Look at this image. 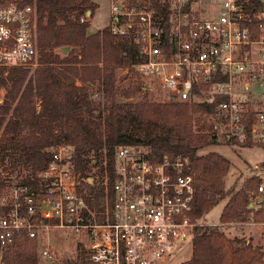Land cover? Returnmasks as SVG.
Wrapping results in <instances>:
<instances>
[{"label":"built area","instance_id":"obj_1","mask_svg":"<svg viewBox=\"0 0 264 264\" xmlns=\"http://www.w3.org/2000/svg\"><path fill=\"white\" fill-rule=\"evenodd\" d=\"M108 1L106 29L136 44L133 69L144 85L182 102L214 105L226 139L264 147V0ZM35 17L24 0H0L4 75L36 66ZM72 157V147L57 146L36 184L6 186L0 195L1 250L25 236L36 242L40 264H50L58 254L50 238L64 233L88 264H162L192 237L195 224L187 214L194 180L187 156L153 162L136 148H117L112 202L103 210L89 204L87 180ZM257 191L256 204H250L256 209L264 204V176Z\"/></svg>","mask_w":264,"mask_h":264},{"label":"trees","instance_id":"obj_2","mask_svg":"<svg viewBox=\"0 0 264 264\" xmlns=\"http://www.w3.org/2000/svg\"><path fill=\"white\" fill-rule=\"evenodd\" d=\"M24 4L35 10L36 66L14 67L6 75L0 71V90L4 92L0 99V160L7 158L29 173L16 183L36 184L51 151L70 146L75 171L87 180L93 198L92 202L88 199L89 204L103 210L112 202L117 148H136L153 162L184 155L190 159L194 180L187 216L195 226L191 256L182 264H264L260 246L244 238L229 239L221 230L245 219L264 223V204L258 209L250 207L251 196H258L260 178L252 176L238 189L233 184L225 190L229 162L213 152L197 155L209 146L239 145L221 134L216 107L208 102H182L169 93H162L161 102H131L146 88L133 69L137 46L131 39H116L106 28L88 33L86 15L89 12L92 18L97 7L92 0H24ZM59 51L66 52L60 55ZM120 71L125 72V88L117 86ZM91 87H95L94 93H90ZM101 99L109 101L103 125L84 117L86 108L90 112L104 109ZM246 129L250 134L251 128ZM244 146L253 147L249 141ZM99 159L93 173L99 180L95 186L88 182V173ZM5 188L0 181V195ZM223 200L221 225L201 224L203 216ZM77 250L75 255L59 252L60 264H88L79 246ZM0 264H40L36 242L23 236L13 247L0 249Z\"/></svg>","mask_w":264,"mask_h":264},{"label":"rangeland","instance_id":"obj_3","mask_svg":"<svg viewBox=\"0 0 264 264\" xmlns=\"http://www.w3.org/2000/svg\"><path fill=\"white\" fill-rule=\"evenodd\" d=\"M96 5V9L92 18L89 19V29L88 33H94L96 31L102 30L108 26L109 22V1L108 0H92ZM66 51H59L60 55H64ZM32 69L35 66L31 67ZM125 72L120 71L117 74V86L119 88H125L127 86V81L124 78ZM79 86V85H77ZM145 92L139 94L131 100V102H161L163 100L162 93H167L164 89L156 86L145 84ZM95 92V87H91L90 93ZM4 96V92L0 90V99ZM119 101L123 102L122 99ZM104 109L101 111L90 112V108L84 110V117L87 120H93L96 124H105L107 118L106 109L109 106V101L106 99H101ZM216 153L226 159L229 162V170L224 178L225 190H229L233 184L236 185L238 189L241 187L244 181L251 178L252 176H264V148L259 146L247 147L244 145H231V146H209L205 147L197 152L198 156L205 155L207 153ZM102 159L94 160V167L88 173L90 178L89 183H93L95 186L99 184L98 177L93 175L98 169V164ZM28 170L26 167L21 165H16L13 161L5 159L3 162L0 160V181L4 182L6 186L11 183L20 182L27 176ZM106 181V177H104ZM85 188L88 190L86 183ZM251 201L255 205L257 197L251 196ZM226 204V200L221 201L214 207H212L202 218L201 224L208 226H220V215L222 213L223 207ZM255 208V207H254ZM256 209V208H255ZM226 236L229 239L233 238H244L248 240L253 246H260L264 251V225L261 223H254L250 219H245L243 222L233 223L229 225H224L221 227ZM59 232H56V234ZM72 235L66 236L64 233H59L56 238H50L53 247L57 252L75 255V244L71 241ZM192 237L187 236L186 243L175 252V254L168 261L162 264H182L184 261L188 260L192 253L191 246ZM60 253V254H61ZM50 264H60V257L57 256L55 261Z\"/></svg>","mask_w":264,"mask_h":264},{"label":"water","instance_id":"obj_4","mask_svg":"<svg viewBox=\"0 0 264 264\" xmlns=\"http://www.w3.org/2000/svg\"><path fill=\"white\" fill-rule=\"evenodd\" d=\"M86 16L89 18V16H90V13L88 12V14H87Z\"/></svg>","mask_w":264,"mask_h":264},{"label":"crops","instance_id":"obj_5","mask_svg":"<svg viewBox=\"0 0 264 264\" xmlns=\"http://www.w3.org/2000/svg\"><path fill=\"white\" fill-rule=\"evenodd\" d=\"M77 85H79V84H77Z\"/></svg>","mask_w":264,"mask_h":264}]
</instances>
